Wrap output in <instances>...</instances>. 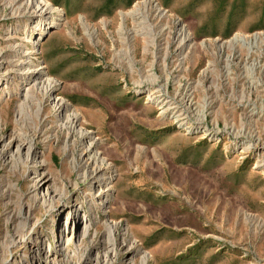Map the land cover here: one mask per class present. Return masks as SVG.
<instances>
[{
  "label": "rangeland",
  "instance_id": "rangeland-1",
  "mask_svg": "<svg viewBox=\"0 0 264 264\" xmlns=\"http://www.w3.org/2000/svg\"><path fill=\"white\" fill-rule=\"evenodd\" d=\"M44 1L0 0V153H36L0 157V264H264V0ZM39 68L87 139L24 100Z\"/></svg>",
  "mask_w": 264,
  "mask_h": 264
},
{
  "label": "bare ground",
  "instance_id": "bare-ground-1",
  "mask_svg": "<svg viewBox=\"0 0 264 264\" xmlns=\"http://www.w3.org/2000/svg\"><path fill=\"white\" fill-rule=\"evenodd\" d=\"M25 3H26L25 5L27 7H30V9H32V18L33 19L42 20L41 18H44L47 15H51L54 13L56 14L57 18L60 17V13H59L58 9H55L53 6H51L50 4H48L44 0H26ZM147 5H148L147 1L142 3L143 8L147 7ZM139 9H140L139 5H137L135 7V13ZM157 12L159 13L158 10H157ZM179 36H181V37H183V39H185V37L187 35L184 32V30L182 29L179 31ZM0 60H2V58H0ZM27 74H28V77H25V81L30 82V80H32L30 83H33L32 84L33 88L37 92H31V94L26 93L24 96L25 97L24 100L27 101L30 105L32 104L36 107V115H39V113L41 112V105H42V101H41V99H38V97L40 96L43 99L50 98V100H52V102H53V108L55 110V113H59V115H60L62 112H65V116L62 118L63 120L61 121L62 124L59 125L60 128L66 130L67 134L70 136L71 135H74V136L77 135L80 138L87 139L90 133H87L86 131L83 132V131L76 130V125H77V122L79 120V115L76 113V111H71V113H69L70 112L69 105L63 99L56 98L53 96L54 90L56 89V86H57V82L54 79H51V77H49L48 75H46V73L42 72V68H39V69L34 70L32 72H28ZM23 109H24V106L21 105L19 107V110H18V115L20 117L23 113ZM15 142H17V141H15ZM31 142L32 141L30 140V142H28V143L25 141L20 142L19 144L16 143L17 144L16 145V151L14 153H11V154L8 152H6L5 154L0 153V157H2V159L7 158L10 160H15V161H18L21 159L23 160V157H25V160L26 159L28 160V158L30 157V161L33 163V160L36 157V153L32 149L33 145H31ZM89 148H92V149L94 148L93 143H90ZM23 151H24V153H23ZM91 152H92V150L90 151V153ZM85 156L88 157V159L86 160V178L91 181L90 186H89L90 190L92 189V187H95V186H97L100 189V188H102L101 187V176L104 175L105 168L103 167L102 162L99 161V159L97 158V156L95 154L90 156L89 153H86ZM89 158H91V160ZM103 196H104V192H102L101 196L97 197V200L101 199V197H103ZM54 199H55V197L49 196L48 200H45L44 203L51 205V204H53V202H55ZM90 201H91V203H94L96 201L95 197H92V199H90ZM70 210L72 212V216L70 219L69 227L67 229V235L77 238V234H76L75 230H73L76 227V223H77V220L75 217L77 210L74 207L70 208ZM22 219H23V221L27 222L28 215L26 214V216L22 217ZM85 223H86V231H87V233H89L90 232V224H88L87 217H85ZM110 233H111V228L107 227V234H106L107 240H105L104 241L105 243L102 244V246L105 248V251H107V253H108L109 249H111L113 247V243L109 240ZM80 237L82 238V237H84V235H81ZM24 241H25L24 238H19L16 235V236H14L13 244L14 245L15 244L23 245ZM66 250L62 254H55V255L60 256V258L62 260L61 262L63 264H70L72 258L69 255H67ZM147 260L148 259L146 257H143L140 264H147ZM94 264H99V260L98 259L95 260Z\"/></svg>",
  "mask_w": 264,
  "mask_h": 264
}]
</instances>
